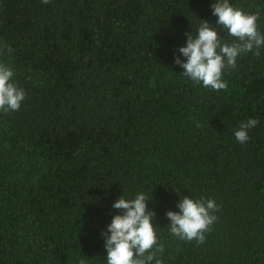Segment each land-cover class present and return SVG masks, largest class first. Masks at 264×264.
<instances>
[{
	"label": "trees",
	"instance_id": "1",
	"mask_svg": "<svg viewBox=\"0 0 264 264\" xmlns=\"http://www.w3.org/2000/svg\"><path fill=\"white\" fill-rule=\"evenodd\" d=\"M214 2L0 0V62L27 93L0 111V264H107L112 205L138 193L164 246L151 264H264V45L225 70L227 90L175 63L200 20L235 39ZM229 2L264 34V0ZM185 196L219 206L203 243L170 232Z\"/></svg>",
	"mask_w": 264,
	"mask_h": 264
},
{
	"label": "clouds",
	"instance_id": "2",
	"mask_svg": "<svg viewBox=\"0 0 264 264\" xmlns=\"http://www.w3.org/2000/svg\"><path fill=\"white\" fill-rule=\"evenodd\" d=\"M48 4L50 0H42ZM213 15L218 17L216 24L227 29L228 35L235 38L232 42L223 40L219 29L206 20L201 23L197 35L186 33V46L178 49L185 58H175V63L182 67V72L193 82L216 91L227 90V81L223 79L226 69H235L237 59L242 54L258 50L264 45V34L258 31L259 13H247L242 8L234 7L229 0H215L212 4ZM7 52L12 49L7 47ZM259 55V52H255ZM14 68L0 62V111L10 113L18 111L27 93L14 80ZM259 121L249 118L242 122L235 131V139L241 144L249 140V130ZM199 126V125H198ZM152 200L145 193H138L133 199L122 195L113 203L114 209L122 214L113 216L107 231L103 233L106 241L107 264H151L157 253H162L164 246L158 243L156 227L153 223L155 212L149 210L148 202ZM179 211H168L170 232L185 241L195 240L203 243L205 234L217 220L219 206L213 199H194L183 197L177 204ZM79 264H86L79 259ZM156 264H162L160 260Z\"/></svg>",
	"mask_w": 264,
	"mask_h": 264
}]
</instances>
